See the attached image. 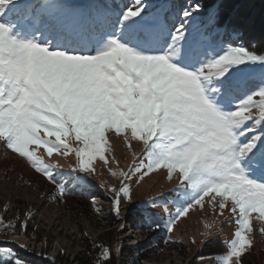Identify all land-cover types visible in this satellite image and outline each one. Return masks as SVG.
<instances>
[{"label": "snow or ice", "instance_id": "obj_1", "mask_svg": "<svg viewBox=\"0 0 264 264\" xmlns=\"http://www.w3.org/2000/svg\"><path fill=\"white\" fill-rule=\"evenodd\" d=\"M218 17L199 2L169 16L167 5L146 0H0V142L61 198L62 177L90 185L94 161L110 163V132L130 149L142 143L120 186L105 189L116 216L131 201L133 177L164 169L180 181L168 232L207 197L237 225L216 260L243 264L253 219L264 234V54L221 41ZM40 148L74 154L75 163L65 169ZM27 226L9 222L5 234ZM99 248L98 264H107L111 250ZM0 261L25 264L5 247Z\"/></svg>", "mask_w": 264, "mask_h": 264}, {"label": "rangeland", "instance_id": "obj_2", "mask_svg": "<svg viewBox=\"0 0 264 264\" xmlns=\"http://www.w3.org/2000/svg\"><path fill=\"white\" fill-rule=\"evenodd\" d=\"M163 1L146 0V3L156 8L164 5ZM231 1L229 4L233 3ZM72 2L83 3L85 0ZM131 2L127 0L126 4L131 5ZM196 2L204 4L201 0H190L182 4L178 13ZM257 2L250 0L238 11V24L244 27L240 21L249 18L255 28L264 31V8L256 10ZM250 28L246 27L247 30ZM230 36L237 44L247 47L240 32H233ZM108 138L111 153L106 155L110 163L105 166L99 159L94 161L95 173L90 185H80L71 177H62L61 182L67 181L62 198L53 185L0 142V217L5 222L0 224V247L11 248L25 264H79L76 257L85 248L90 249L88 254L98 262L100 245L111 250L112 258L107 261L110 264H219L216 257L226 251L225 241L233 237L237 228L234 217L227 209L220 216L218 203L214 209L206 197L202 207L197 205L190 209L169 233L166 224L170 214H175L178 203L174 193L180 184L177 175L169 179L166 170L160 169L143 179L133 177L131 201H123V210L119 217L116 216L105 189L120 186L123 179L119 177L120 170H128L133 162V151L140 156L143 146L133 141L130 149L122 137L111 132ZM39 154L49 162L58 161L65 169L75 163L74 154L64 157L54 153L49 157L44 148H40ZM112 172L116 175L113 176ZM24 220L28 224L26 231L14 233L9 229L5 234L9 222L19 228V223ZM152 220L161 227H148ZM252 223L254 243L243 257V264H264V234L258 231L261 222L253 219ZM206 224H212L214 233L207 238L204 235L209 231ZM19 244L26 245V248L19 247ZM211 249L215 252H209Z\"/></svg>", "mask_w": 264, "mask_h": 264}, {"label": "trees", "instance_id": "obj_3", "mask_svg": "<svg viewBox=\"0 0 264 264\" xmlns=\"http://www.w3.org/2000/svg\"><path fill=\"white\" fill-rule=\"evenodd\" d=\"M126 1L127 0H109V2L112 3L114 6H121V7L124 4H126ZM189 1L190 0H164L163 4L168 6V15L174 16L176 13H178L182 4H186V2ZM201 1H203L205 5H212L219 9L217 26L221 28V31L219 33V39L221 41L232 42V39L230 38L231 37L230 34L238 31L242 34V41L245 43V45L248 48L257 51L258 54H264V31L262 29L255 28L256 26L251 23V20L249 18L240 21L244 27L238 24L239 22L238 21L239 19L237 18V15L239 14L238 11L239 10L241 11L242 8L250 2V0H241V1L240 0H232V1L231 0H201ZM230 1L235 3L234 7H236V9L232 7L233 3L229 4ZM257 3L255 7L256 10H259L260 8H262V6L264 8V0H258ZM248 13L250 15L251 12ZM241 18L243 17H240V19ZM251 25H253L252 28H250ZM246 27L247 28L249 27L250 29L247 30ZM89 251L90 249L85 248L83 253L76 257V260L79 264H98L97 260H95L92 255L90 256L88 254ZM96 251L97 249L93 252L96 253ZM209 252L214 253L215 251L211 249V251ZM0 264H4V262L0 261Z\"/></svg>", "mask_w": 264, "mask_h": 264}]
</instances>
